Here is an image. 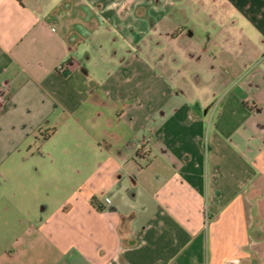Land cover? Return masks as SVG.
<instances>
[{
  "label": "crops",
  "instance_id": "obj_1",
  "mask_svg": "<svg viewBox=\"0 0 264 264\" xmlns=\"http://www.w3.org/2000/svg\"><path fill=\"white\" fill-rule=\"evenodd\" d=\"M262 245L264 0H0V264Z\"/></svg>",
  "mask_w": 264,
  "mask_h": 264
},
{
  "label": "built area",
  "instance_id": "obj_2",
  "mask_svg": "<svg viewBox=\"0 0 264 264\" xmlns=\"http://www.w3.org/2000/svg\"><path fill=\"white\" fill-rule=\"evenodd\" d=\"M56 69L62 73L66 70V63L65 62H60L59 64H57ZM141 150V147H140ZM143 151L141 150L140 153H142ZM103 202L104 203H109V198L105 197L103 198Z\"/></svg>",
  "mask_w": 264,
  "mask_h": 264
},
{
  "label": "rangeland",
  "instance_id": "obj_3",
  "mask_svg": "<svg viewBox=\"0 0 264 264\" xmlns=\"http://www.w3.org/2000/svg\"><path fill=\"white\" fill-rule=\"evenodd\" d=\"M260 251H262L260 261L262 262V264H264V247H263V245L260 247Z\"/></svg>",
  "mask_w": 264,
  "mask_h": 264
},
{
  "label": "trees",
  "instance_id": "obj_4",
  "mask_svg": "<svg viewBox=\"0 0 264 264\" xmlns=\"http://www.w3.org/2000/svg\"><path fill=\"white\" fill-rule=\"evenodd\" d=\"M125 222H126L125 220H124V221H122V225H125Z\"/></svg>",
  "mask_w": 264,
  "mask_h": 264
}]
</instances>
